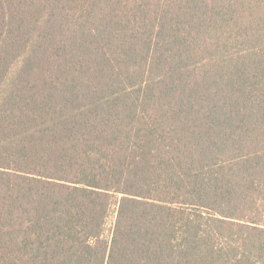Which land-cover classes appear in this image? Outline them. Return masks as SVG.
<instances>
[{"label":"trees","instance_id":"16d2710c","mask_svg":"<svg viewBox=\"0 0 264 264\" xmlns=\"http://www.w3.org/2000/svg\"><path fill=\"white\" fill-rule=\"evenodd\" d=\"M0 264H264V0H0Z\"/></svg>","mask_w":264,"mask_h":264}]
</instances>
